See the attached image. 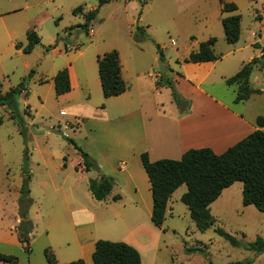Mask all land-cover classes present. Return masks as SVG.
<instances>
[{
  "label": "rangeland",
  "instance_id": "374dc122",
  "mask_svg": "<svg viewBox=\"0 0 264 264\" xmlns=\"http://www.w3.org/2000/svg\"><path fill=\"white\" fill-rule=\"evenodd\" d=\"M225 1L234 2L236 11L222 12L219 0H109L99 7V0H11V5L22 7L19 15L28 19L35 17L32 22L41 39L30 53L11 47L10 55L0 63V88L9 89L23 83L26 89L23 96L17 97L14 116L6 105H0V192L17 189L20 193L24 184L33 198L30 215L38 211V216L30 219L29 251L20 241L18 246L4 245L18 261L48 264L46 248L59 263L82 258L74 224L66 217L63 205L68 198L66 206L69 208L85 207L93 212L95 238L139 243L142 264H227L247 259L251 260L249 264H264V251L256 254L244 246L256 236L264 239V212L253 205L242 204L240 181H235L224 193L222 190L212 203L215 223L205 231L196 227L188 208L180 200L186 191L185 184L171 194L169 211L160 227L138 206L95 199L87 184L95 170L83 169L84 172L76 173L71 167L80 156L74 144L85 151L84 144L94 137L101 144L114 145L118 141H115L117 133L132 134L135 127L129 120L99 123L86 113L84 118L75 117L77 113L68 108L66 97L55 94L52 81L58 70L72 65L79 78L88 80L89 102L100 107L107 101L100 85L96 93L92 80L98 77L96 56L116 49L124 79L128 85H133L128 91L130 99L137 100L139 78L148 83L150 72L157 73L156 81L174 80V71H179L177 62L188 55L191 40L203 41L206 34L211 33L210 36L216 37L214 51L220 56L224 73L234 74L243 63H248L252 69L248 86L253 92L237 107L231 105L241 108L247 117L264 116V58L257 54L264 47V0ZM79 5L84 11L98 7L88 33L80 26L83 14L72 11ZM233 13L240 15V36L236 42L228 43L221 18ZM206 20L208 26H205ZM20 41L24 42L25 36ZM157 45L164 62L158 59ZM250 55L256 58L255 62L253 58L247 60ZM159 62H166L164 72H160ZM208 86L205 83V87ZM215 86L226 92V96L236 93V89L225 82ZM163 87L166 89L160 93H151L150 87L145 89L151 98L155 96L176 105L171 89ZM173 87L181 96V87L174 83ZM82 92L74 89L75 103L83 101ZM62 109L67 112L61 113ZM109 112L112 115L111 110ZM59 185L62 187L57 188ZM6 193L0 199L3 198V207L8 212L11 205L6 202ZM8 201L10 203L11 199ZM75 224L78 229V222ZM216 227L233 234L243 245H232L215 231ZM188 246L202 250L186 253L184 248Z\"/></svg>",
  "mask_w": 264,
  "mask_h": 264
},
{
  "label": "crops",
  "instance_id": "0c3cea01",
  "mask_svg": "<svg viewBox=\"0 0 264 264\" xmlns=\"http://www.w3.org/2000/svg\"><path fill=\"white\" fill-rule=\"evenodd\" d=\"M16 6L11 5V0H0L1 64L4 61L3 59L10 55V48L15 47V44L21 40L22 36H25V41H20L21 47L16 48V51L22 50V47L27 42L26 31L28 29L33 28L36 30V24L32 22L35 17L32 16L28 19L19 15L18 13L22 7ZM208 25L209 21L206 20L205 26ZM206 35L207 39L211 33ZM199 42V40L192 39L187 47V52L196 50ZM257 54L260 56L262 50ZM252 58L255 57L250 55L247 60ZM177 63L179 71H174L176 78L173 83L181 87V97L187 101L182 111L175 104L162 102L155 96L151 98L148 94L146 87H150L151 93H160L161 90L166 89V87H157L155 85L157 73L148 72V78L151 79L150 81L148 80V83L145 79H138L139 81L136 83L140 91L139 96L137 100H131V95L128 94V91L133 85H128L129 83L124 79L122 61L120 60L121 76L128 85V89L119 95L105 98L107 102L103 103L101 101L103 105L98 107L94 103L89 102V89L86 83L88 80L79 78L72 65L67 67L71 89L59 96L66 97L64 99L68 108L72 113H77L75 117L84 118L83 115L86 113L87 116L97 120L99 123H109L117 119H122L123 122L129 120L135 127V131L132 134L125 131L117 133L115 141H118L114 145L101 144L94 137L89 138L84 144L85 151L95 159L99 170L105 175L112 176L116 181L107 197L98 201L117 200L122 201L123 204H133L146 212L147 216H150L152 208L151 189L148 176L140 159L142 152H146L152 161L160 158L179 159L182 153L189 148L209 147L213 152L219 154L256 128H263V126L260 127L254 123V117H247L241 108L236 109L232 106L235 105L237 107L245 100L236 102L234 100L236 93L232 97L226 96V92L222 89L218 90L215 86V84L225 82V79L231 76L228 73H224L219 59L199 63L183 61ZM242 63L243 61L241 60L240 64ZM92 80L95 82L94 88L96 93H98L99 76L96 80L94 78ZM205 83L209 86L205 87ZM231 86L234 89L237 88L234 84L229 85V87ZM76 88L84 91L82 92L84 99L80 103L73 101L75 96L74 89ZM0 90L5 92L8 88H0ZM25 91L23 90L19 96H23ZM109 110H111L112 115ZM65 112L67 111L61 110V113ZM80 160L81 157L79 156L71 163V167L76 173L84 172L82 165L78 164ZM75 166H78V170H75ZM97 175L98 173L94 171V175L88 177V179ZM61 187L62 185L57 186V188ZM114 189L116 192L112 193ZM228 189L229 186L225 187L223 193ZM6 192H0V197H3L6 193L5 199L8 205H11V208L7 212L6 208L3 207V198L0 199V245H3L0 253L12 254L11 250L6 246H18L19 243L14 230L16 224L20 221L17 216L19 192L17 189L15 191L8 189ZM114 195L119 197L114 199ZM9 198L11 199L10 203L8 201ZM64 201H66V204L69 202L68 198H65ZM168 201L166 213L169 211ZM212 203L210 204V211ZM66 204H63L65 205L66 217L71 219L74 224V235L81 252L80 256L85 261V264H91V255L97 239L94 235L95 228L93 231L94 214L88 208L76 207L71 209ZM30 208L28 216L29 219L34 220L33 217L38 216V211H35L32 216L30 215ZM5 218H7L8 222H5ZM76 222L79 224L78 229ZM127 243L132 244L139 251V243H133V241L129 240ZM17 264H30V262L21 263L17 259Z\"/></svg>",
  "mask_w": 264,
  "mask_h": 264
},
{
  "label": "trees",
  "instance_id": "16d2710c",
  "mask_svg": "<svg viewBox=\"0 0 264 264\" xmlns=\"http://www.w3.org/2000/svg\"><path fill=\"white\" fill-rule=\"evenodd\" d=\"M109 0H99L98 7ZM222 12H234L237 6L234 2L219 0ZM98 7L84 11L79 5L73 8V13L83 14L84 21L81 27L88 33L89 25L98 12ZM224 38L228 43H234L240 36V15L233 13L221 18ZM134 33V37L138 38ZM26 44L22 47L24 53H30L40 41V36L35 29L26 31ZM215 36L200 41L196 50L190 51L183 62L199 63L219 59L214 51ZM16 48L21 47L18 42ZM158 59L164 62L163 53L157 45ZM264 58V50L260 55ZM253 62L256 58L252 59ZM98 76L100 80L103 97L116 96L128 89V85L121 76V64L119 53L116 49L105 51L96 56ZM248 63L243 64L233 75L225 79L226 84L237 86L235 101L246 100L253 92L248 86L251 73ZM54 92L61 95L71 89L68 68L58 70L53 76ZM157 87L167 86L171 89V95L177 107L184 109L186 100L181 98L173 87V80L164 82L156 81ZM26 90L23 83L10 87L7 91L0 90V105H6L11 110V116L15 115L17 97ZM257 126H264V116H257ZM72 142V141H71ZM73 143V142H72ZM81 160L78 164L86 171L95 170L98 175L88 180V188L92 196L97 200H103L110 193L115 184L112 176L105 175L99 170L96 161L84 150L74 144ZM140 159L148 176L151 189L152 208L150 220L155 226L160 227L165 219L167 201L173 191L181 184L186 185V191L180 196V200L189 210L191 219L196 227L205 231L213 226L215 219L210 211V204L220 195L221 191L235 181L242 183V204L253 205L259 211L264 212V130L256 128L246 136L229 146L222 153H215L209 147L189 148L184 151L179 159L160 158L150 160L146 152L140 154ZM78 170V166L74 167ZM114 195L113 198H118ZM32 198L29 189L22 185L17 198V214L20 219L15 232L18 240L24 244L29 251V233L32 222L28 218V210ZM215 231L232 245L241 246L243 243L233 234L221 227ZM244 246L256 254L264 251V239L256 236ZM186 253L201 251L197 246L184 248ZM45 256L48 264H85L82 258L68 263H59L54 254L45 249ZM93 264H142L139 251L132 245L123 241H112L109 239H97L94 243V250L91 255ZM251 260L235 261L227 264H249ZM0 264H17V258L12 254L0 253ZM208 264H213L208 262Z\"/></svg>",
  "mask_w": 264,
  "mask_h": 264
},
{
  "label": "water",
  "instance_id": "95a60500",
  "mask_svg": "<svg viewBox=\"0 0 264 264\" xmlns=\"http://www.w3.org/2000/svg\"><path fill=\"white\" fill-rule=\"evenodd\" d=\"M159 70H160V72H164V70H165V64L159 62ZM53 131H55L56 133H59L58 131H56L54 129H53Z\"/></svg>",
  "mask_w": 264,
  "mask_h": 264
}]
</instances>
